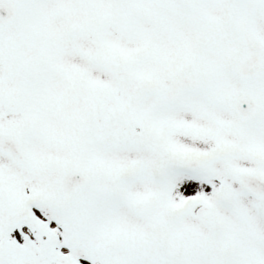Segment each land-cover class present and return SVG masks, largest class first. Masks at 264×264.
Segmentation results:
<instances>
[{"label":"snow or ice","instance_id":"6c2138e0","mask_svg":"<svg viewBox=\"0 0 264 264\" xmlns=\"http://www.w3.org/2000/svg\"><path fill=\"white\" fill-rule=\"evenodd\" d=\"M0 264H264V0H0Z\"/></svg>","mask_w":264,"mask_h":264}]
</instances>
